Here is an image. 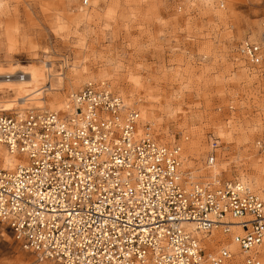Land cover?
<instances>
[{"label":"rangeland","instance_id":"1","mask_svg":"<svg viewBox=\"0 0 264 264\" xmlns=\"http://www.w3.org/2000/svg\"><path fill=\"white\" fill-rule=\"evenodd\" d=\"M84 1L0 0V80L18 71L30 76L25 84L0 83V114L58 110L85 82L104 79L140 110L141 130L181 144L193 178L263 190L256 141L264 132V76L236 49L259 34L264 0ZM213 138L219 147L208 165ZM215 233L207 249L239 252L230 237L215 243L222 236ZM260 250L264 264V243ZM242 259L237 254L236 264ZM0 264L52 263L24 250L0 223Z\"/></svg>","mask_w":264,"mask_h":264},{"label":"built area","instance_id":"2","mask_svg":"<svg viewBox=\"0 0 264 264\" xmlns=\"http://www.w3.org/2000/svg\"><path fill=\"white\" fill-rule=\"evenodd\" d=\"M237 51L264 73V31ZM140 115L93 80L65 109L2 112L0 141L21 158L0 163V222L13 239L52 264H234L235 252L207 249L201 234L237 225L243 264H261L264 194L237 179L184 176L181 145L140 133ZM218 146L213 138L208 164Z\"/></svg>","mask_w":264,"mask_h":264},{"label":"bare ground","instance_id":"3","mask_svg":"<svg viewBox=\"0 0 264 264\" xmlns=\"http://www.w3.org/2000/svg\"><path fill=\"white\" fill-rule=\"evenodd\" d=\"M89 1V0H88ZM88 1H87V3H88ZM221 3V2H220ZM222 7L225 5V4H223L222 5V3L220 4ZM225 7V6H224ZM223 7V8H224ZM261 30H259V34L257 33L255 36H251V35H249V37L250 38H253V39H258V38H260L261 36H262V33H263V31H264V20H262V22H261ZM255 30V29H254ZM253 32V31H252ZM255 32H257V31H255ZM245 38V37H244ZM244 38H242V39H244ZM241 39V40H242ZM236 52H237V56L239 57V60H241V61H244L246 64H247V66L249 67V69H251L252 71H254V73H256L258 76H264V73H260L259 72V70L258 69H256V67H254V66H252L251 65V63L249 62V61H247V60H245L244 58H242L241 57V55L239 54V52L237 51V49H236ZM18 72H22V71H18ZM18 72H16V73H18ZM16 73H14V74H16ZM6 75H8V74H5V77L3 78V79H1L0 80V83L1 82H11L12 84L13 83H24L25 81H27L28 79H29V75H27V74H25L24 73V76H20V73L17 75V76H15V77H6ZM10 75V74H9ZM88 81H92V80H88ZM87 81V82H88ZM93 81H105V82H107L106 80H104V79H98V80H93ZM25 84V83H24ZM111 86V85H110ZM68 99H69V97H68ZM68 99H67V101L66 102H61V103H59L58 105H57V109L59 110V109H65L66 108V104H67V102H68ZM125 100V99H124ZM125 102H126V100H125ZM127 104H129L130 105V103H128V102H126ZM231 107V106H230ZM28 109V108H27ZM27 109H23V110H13V111H7V112H14V111H21V112H24L25 110H27ZM54 110H56V109H54ZM141 114V113H140ZM141 116V115H140ZM140 120H141V117H140ZM140 121H139V124H138V129H139V132L141 133V132H144L145 131V129L146 128H142V130L140 129ZM149 130V129H148ZM173 144H175V143H173ZM177 144H179V143H177ZM179 145H181V144H179ZM256 145H257V147L261 150V148L259 147V144H258V140L256 141ZM219 147V146H218ZM217 147V148H218ZM261 151H264V150H261ZM181 159H182V165H181V169H182V171H183V175L184 176H188L189 174H192V172L191 171H186V169L183 167L184 165H183V163H184V158H182V146H181ZM19 161H21V158L18 156V154H16V153H13V152H10V150L7 148V145L6 144H4L3 142H1L0 141V163L2 164V165H4V166H14L16 163H18ZM215 162V161H214ZM213 162V163H214ZM212 163V164H213ZM212 164H208V165H212ZM218 178V177H217ZM216 180H218V179H216ZM242 182V181H241ZM244 183V182H243ZM259 192H261L262 194H264V189L263 190H258ZM1 223V222H0ZM1 224H3V223H1ZM187 226L189 227V228H195L196 227V224L194 223V222H192V221H190V222H187ZM232 231L231 232H225L221 227H214L213 229H212V231L210 232V233H202L201 234V236H203L204 235V244H205V242L207 241H209L210 239H207V237L212 233V232H214V231H216V233H221L222 234V236L217 240V242H215V243H218V245H220V241H222L224 238L226 239V237H230L231 239H232V241L231 242H233L232 244H235L238 248H239V252H237V251H232L230 248H228L229 250H231V252H235L236 254H235V258H236V256H237V254H239V255H242L243 257H244V254L241 252V250H240V245H239V243L236 241V239H235V234H234V231H239L240 229H238V226L237 225H233L232 227ZM215 233V234H216ZM220 234V235H221ZM13 237V236H12ZM212 240H214V238H212ZM207 242H206V244H207ZM209 243H211V242H209ZM214 243V244H215ZM19 244V243H18ZM231 244V243H230ZM228 245H229V243H228ZM210 247V246H209ZM223 247V246H222ZM226 247V246H225ZM24 250H26V249H24ZM209 250H210V248H209ZM26 251H28V250H26ZM28 252H30V251H28ZM32 253V252H31ZM42 259H44V258H42ZM46 260V259H45ZM49 261V260H48ZM236 262L237 261H235V259H234V264H236Z\"/></svg>","mask_w":264,"mask_h":264}]
</instances>
